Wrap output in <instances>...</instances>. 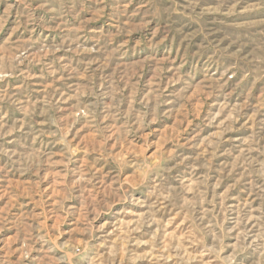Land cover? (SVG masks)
I'll return each instance as SVG.
<instances>
[{
  "label": "rangeland",
  "instance_id": "374dc122",
  "mask_svg": "<svg viewBox=\"0 0 264 264\" xmlns=\"http://www.w3.org/2000/svg\"><path fill=\"white\" fill-rule=\"evenodd\" d=\"M0 264H264V0H0Z\"/></svg>",
  "mask_w": 264,
  "mask_h": 264
}]
</instances>
